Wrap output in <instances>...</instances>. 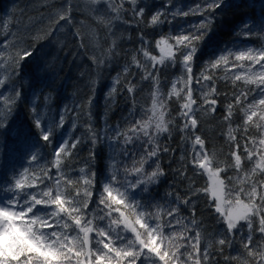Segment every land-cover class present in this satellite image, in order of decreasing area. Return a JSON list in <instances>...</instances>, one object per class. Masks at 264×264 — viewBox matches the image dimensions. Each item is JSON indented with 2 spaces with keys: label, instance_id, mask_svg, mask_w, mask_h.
Returning a JSON list of instances; mask_svg holds the SVG:
<instances>
[{
  "label": "trees",
  "instance_id": "16d2710c",
  "mask_svg": "<svg viewBox=\"0 0 264 264\" xmlns=\"http://www.w3.org/2000/svg\"><path fill=\"white\" fill-rule=\"evenodd\" d=\"M209 2L0 0V125H3L0 127V200L13 198V192L6 189L14 188L15 179L25 180L26 188L15 190L21 195L47 190L46 185L53 187L54 195L57 177L65 193L75 194L79 190L82 195L84 181L90 179L92 195L81 217L82 223L92 220L88 248L93 252V262L97 239H103L110 247H122L112 229L125 233L123 223L109 227L111 220L122 219L115 211L117 206L109 209L107 204L99 203L102 195L107 200L103 186L109 184L114 195L124 193L126 204L144 205L137 212L152 214L148 223L159 224L163 235L171 238L173 247L187 246L189 240L185 237H194L199 232V252L211 245L210 258L215 264H260L264 235L258 231V218L253 217L250 243L246 239L249 230L245 222H240L239 231L229 234L221 215L215 211V200L204 192L210 183L208 172L198 169L192 161L197 152L201 157H214L212 167L227 169L220 172V178L227 188L236 191L241 187L248 190L253 181L264 182V173L251 172L264 155V145L259 144L264 139V120L259 119L258 103L264 97L256 94L264 85L235 80L237 75L258 79L264 72L260 65L235 59V53L241 50H264V0H222L211 11L207 8ZM157 14L158 21L153 24L151 18ZM61 15L70 16V20L60 19ZM201 23L205 24L204 28H198ZM191 34L200 35L201 39L194 41L197 51L188 65L192 69L189 74L183 62L187 50L184 45H176L174 37ZM161 38L173 45L174 52L173 58L164 57V64L158 62L163 44L158 46L157 42ZM25 51L32 54L21 61L19 58ZM144 51L149 53L147 57ZM222 55L228 57L227 63L222 61L213 68L212 64ZM153 56L156 61L151 59ZM173 84L179 96L172 92ZM128 88L133 91L129 92ZM189 89L195 101L192 108L197 126L182 132L187 121L181 115V105L186 103ZM241 93L247 94V99ZM236 96L241 97L242 103H236ZM205 99L216 100L215 111ZM154 100L157 101L155 112H164L167 132L155 129ZM253 103L256 106L249 110L248 105ZM229 104L233 105V115L226 121ZM251 111H256L257 116L248 121ZM37 116L41 119V129H52L50 141L42 139L41 129L35 124ZM145 123L151 139L143 136L142 127L136 133L132 131L134 126ZM229 128L234 139H229ZM196 135L204 140L203 150L192 147ZM65 140L68 143L59 156L58 172L56 152ZM153 148L158 155L150 158L148 152ZM233 151L241 156L243 170L231 167L235 162ZM248 151L253 153L251 160ZM33 154L38 156L35 162L31 159ZM157 164L163 174L151 183H143L157 171ZM136 168L141 171H134ZM68 180L72 185L66 183ZM28 184L32 187L28 188ZM133 184L135 188L131 187ZM241 199L245 197L241 195ZM47 207L55 209L54 205ZM119 207L130 214L124 205ZM172 209L178 212L170 217L168 212ZM101 216L107 218L101 220ZM100 228L108 234L98 237ZM137 228L144 232L138 225ZM125 234L127 240L135 239L130 230ZM225 237L232 243L225 245L220 254L216 251L217 241ZM245 243L248 248L244 247ZM99 247L102 249L103 245ZM188 251L192 249H178L179 253ZM110 255L116 259L114 253ZM181 260L186 257L181 256ZM136 264L149 262L141 257Z\"/></svg>",
  "mask_w": 264,
  "mask_h": 264
},
{
  "label": "snow or ice",
  "instance_id": "6c2138e0",
  "mask_svg": "<svg viewBox=\"0 0 264 264\" xmlns=\"http://www.w3.org/2000/svg\"><path fill=\"white\" fill-rule=\"evenodd\" d=\"M128 2V0H125ZM133 4L136 3V0H131ZM222 3V0H211L207 4V8L211 11L215 7H219ZM140 12H143V9H140ZM59 15V13H57ZM187 15V13H184ZM159 14L152 16V23L155 24L158 21ZM60 19L70 20V16L61 15ZM205 24L201 23L198 28H204ZM143 39V37H141ZM201 39L200 35L191 34V35H176L174 37L176 45H184L187 50V54L183 55L184 65L187 67V72L190 74L192 69L188 67L190 62L193 60L194 54L197 49L193 46L194 41ZM163 44V47L160 48V51L164 53L168 58H173V45L168 43L167 39L161 38V41L157 42V45ZM32 53L25 51L23 56H20V60L23 61L28 58ZM144 56L147 57L149 53L144 51ZM133 62H136V57L133 56ZM153 61H156L155 56L151 57ZM236 61H250L254 64L260 65L264 69V50L254 51L252 48L247 50H241L235 53ZM227 63L228 57L222 55L217 59L212 67L215 68L220 65L221 62ZM159 64H164V57L159 58ZM150 75V74H149ZM147 78V77H146ZM205 79H211V77H206ZM245 80L246 83L264 85V72L259 74L258 79H253L251 76H241L237 75L235 80ZM192 80L191 75L188 76V82ZM129 92H132V88H128ZM212 91H215L213 88ZM172 92L179 96V92L176 91L175 84L172 85ZM2 94V93H0ZM257 95L264 97V88H259ZM19 95V93H17ZM208 94H206L207 96ZM247 99V94L241 93ZM235 101L237 104L242 103L241 97L236 96ZM157 101H153V118L155 119V129L157 132H167L168 127L165 122L164 112L160 111L159 113L155 112ZM195 101L192 99V91L189 89L187 92L186 103L181 105L182 112L181 115L187 121L183 128L182 132H187L190 129L194 130L197 126V119L194 116L192 105ZM206 104H210L212 110L215 111L216 100H211L210 102L205 99ZM259 106H261V114L259 119L264 120V98L258 101ZM255 103L249 104L248 109H253ZM233 105L229 104L227 106V112L224 119L229 120L232 113ZM257 116L256 111H251V114L247 116L248 121H252L253 117ZM2 119V118H0ZM64 123L63 117L60 119V124ZM35 124L38 129H41V119L37 116ZM3 125H0L2 127ZM142 127L143 136H149L148 124L142 126H134L132 131L137 132V129ZM52 129H41L42 139L50 141V133ZM232 129L229 128L228 134L229 139H234L231 136ZM129 140L132 137H128ZM187 139V137H184ZM95 141H93L94 143ZM68 141L65 140L59 146V151L56 152L57 159L55 161L57 170L60 172V160L59 156L65 151V144ZM260 145H264V139L259 141ZM199 146L201 150L204 149V140L196 135L192 141L193 149ZM73 148L76 147V144L72 145ZM237 148L240 147L239 144L236 145ZM245 148L247 146L245 145ZM168 151L167 148L163 149ZM158 155L157 149L153 148L148 152V156L156 157ZM234 157V164L231 167L235 169H242L241 156L236 154L235 151L232 152ZM247 157L249 160L253 158V153L248 151ZM32 161L35 162L38 160V156L33 154L31 157ZM194 165L198 169H203L208 172L209 175V186L204 189L205 194L210 193L211 197L215 200V211L219 213L226 224V230L229 234L234 231L240 230V222H245L249 230L247 241L250 243L253 239V217L258 218V231L261 235H264V182H255L253 181L248 190L241 187L239 191H236L234 188H227L225 181L220 178V172L226 171L227 169H222L219 166L215 168L212 167L214 162V157L209 158L208 155L201 157L200 153L197 152L193 156ZM217 165L219 162H216ZM157 171H154L148 176L147 180L143 183H151L158 175L163 173L159 170V164H157ZM136 172H140L141 169H133ZM264 173V155L260 156L259 161L256 166L251 169V172L254 174L257 171ZM27 169H25V172ZM81 173L84 172V169L80 170ZM64 175V173H60ZM45 175H47L45 173ZM23 176V174H21ZM115 180V177H112ZM231 179V178H230ZM68 185H72V181H66ZM92 181L90 179H85L84 181V192L81 195L80 191L77 190L75 194L65 193L61 190V180L59 177L55 180V194L53 195V187L45 186L47 190H42L39 193L36 192H24L23 195L20 192L15 190H24L26 188V183L23 178L15 179L14 188L10 187L9 189L13 192V198L7 200L0 204V264H136L137 260L144 257L149 264H215L211 260L212 251L211 245L206 247L203 253L199 252L200 244V233L197 232L194 237H185L189 240L187 246L175 245L173 247L172 240L170 237L164 236L161 226L156 224L151 226L148 221L152 220V214H145L143 211L137 212V209H142L144 205L136 202L133 205H128L125 203L124 193L119 195L113 194V189L109 184L103 186L104 193H107V200L101 196L99 201L100 204H107L109 209L112 208V205H116V212H119L120 221L111 220L109 227L111 225H117L118 223L124 224L125 233L130 230L134 234V240H127L125 233H121L112 229L115 232L116 241L119 242L122 247H110L108 243H104L103 239H97L95 241L96 255L95 261L93 262L92 256L93 252L88 248L90 238L89 233L93 231V228L90 227L92 220H86L82 223L81 213L83 209L88 207V200L91 197L92 193L89 190ZM28 188H31L32 185L28 184ZM135 188L136 184L131 185ZM227 188V191H226ZM259 189V191H258ZM118 191V190H116ZM232 195V199H226V196ZM241 195L245 199H241ZM40 196L41 198H37ZM70 197V198H68ZM258 201V203H257ZM185 204L188 201H184ZM54 205L55 209L50 210L47 206ZM66 205H69L66 207ZM76 205H79L77 207ZM120 205H124L130 210V214L124 211H121ZM37 206H44L38 208ZM19 209V210H17ZM178 209H172L168 212V215L171 217L173 213H177ZM29 214H31L29 216ZM63 214V215H62ZM111 213H108L110 216ZM159 212L156 213V218L159 219ZM26 217H28L26 219ZM132 217H135L134 219ZM107 217L101 216L99 219L103 220ZM49 220L52 223H49ZM180 223V221H177ZM53 224L55 227H53ZM143 229L144 232L138 230ZM193 226L195 223L193 222ZM51 229L50 231H43L45 228ZM59 229V230H57ZM78 230V231H77ZM71 232H77L76 235H69ZM146 233V239L144 234ZM108 233L105 232L104 228H100L97 232L98 237H103ZM172 236L175 237L176 234L172 233ZM244 238L242 237V240ZM195 243H191V241ZM165 241H168L165 244ZM232 240L229 237L221 238L217 241L218 244V253L222 254L223 247L225 245H231ZM103 245L101 249L99 246ZM137 245L139 250H136ZM163 245V247H162ZM181 247L191 248L192 251L186 253H179L178 249ZM245 248H248V243L244 244ZM106 249L107 252L103 250ZM147 249V252L143 250ZM110 253H114L116 259L114 260ZM261 256L260 264H264V252L259 253ZM249 255L253 253L249 252ZM181 256H185L186 260H181ZM196 256L195 259L193 257ZM202 256V259L200 258ZM228 258H226L227 260Z\"/></svg>",
  "mask_w": 264,
  "mask_h": 264
},
{
  "label": "rangeland",
  "instance_id": "374dc122",
  "mask_svg": "<svg viewBox=\"0 0 264 264\" xmlns=\"http://www.w3.org/2000/svg\"><path fill=\"white\" fill-rule=\"evenodd\" d=\"M162 56L165 57L164 53H162ZM226 199H229V200L232 199V195L226 196ZM2 203H3V201L0 200V204H2Z\"/></svg>",
  "mask_w": 264,
  "mask_h": 264
}]
</instances>
